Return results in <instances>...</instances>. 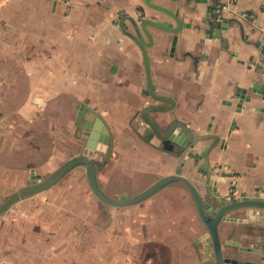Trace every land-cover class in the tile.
<instances>
[{"label":"crops","instance_id":"0c3cea01","mask_svg":"<svg viewBox=\"0 0 264 264\" xmlns=\"http://www.w3.org/2000/svg\"><path fill=\"white\" fill-rule=\"evenodd\" d=\"M212 1L0 0V201L90 142L114 197L178 170L201 189L211 171L228 197L263 192L264 95L251 87L264 84V0ZM144 19L172 27L138 41ZM206 133L207 165L213 139L192 137ZM248 232L264 224L223 221V249L242 253L225 240ZM207 237L182 183L106 205L79 166L0 214V264H195L213 256Z\"/></svg>","mask_w":264,"mask_h":264},{"label":"water","instance_id":"95a60500","mask_svg":"<svg viewBox=\"0 0 264 264\" xmlns=\"http://www.w3.org/2000/svg\"><path fill=\"white\" fill-rule=\"evenodd\" d=\"M212 2H214V4L212 3L213 5L209 6H212V9H214L218 0H213ZM157 8L163 9L162 7ZM170 14L172 13L170 12ZM148 24H153L160 28H164L163 26L166 27L167 25L172 27L171 23L168 21H154L150 19H144L141 23H137L135 21L134 27L137 34L135 39L138 41L141 40L143 37L142 33L148 35L146 29ZM172 30L174 33L178 31L177 29ZM251 90L257 94L264 95V84L254 82ZM152 109L153 107H150L148 111ZM144 117L146 118V121H148V123L157 131V127L152 119H150L146 114H144ZM181 126L185 132L190 135L186 126L183 124ZM192 137L196 141L213 139V141L199 153V156L203 157L205 165H207L209 162V152L217 144L218 135L206 133L202 135H192ZM106 142L107 141H105V143ZM88 147H90V150H85L84 153L67 159L47 176H42L34 172L28 185L17 189L0 201V214L4 213L15 202L42 192L57 184L70 171L79 166L85 167L91 190L94 195L106 205H134L148 199L167 185L174 182H180L190 191L194 199L199 218L208 229V237L205 241V245L207 251L213 253L211 258H207L195 264H264V233H242L240 236L241 238L225 240V244L239 247V250L242 253L225 251L223 249L224 244L220 234V226L223 221L236 220L245 223L264 224V191H257L253 195L243 194L239 196L231 195L228 197L226 195H222L221 191L218 190V183H221V181L223 182L224 180H222L221 177L211 175V171L205 170L207 176L204 183V189H201L195 182L183 175L181 170H178L176 173L161 176L154 183L133 195L114 197L109 195L101 186L98 179V172L102 168L103 164H98L95 160L96 155L91 151V148L94 147L93 143L90 142ZM241 209H245L244 212L247 214V217L233 218L230 216L231 213L237 212ZM250 216H255V218ZM241 239L247 240L250 244H243ZM256 241L257 243H255Z\"/></svg>","mask_w":264,"mask_h":264},{"label":"built area","instance_id":"2783aa9c","mask_svg":"<svg viewBox=\"0 0 264 264\" xmlns=\"http://www.w3.org/2000/svg\"><path fill=\"white\" fill-rule=\"evenodd\" d=\"M232 1V0H231Z\"/></svg>","mask_w":264,"mask_h":264}]
</instances>
